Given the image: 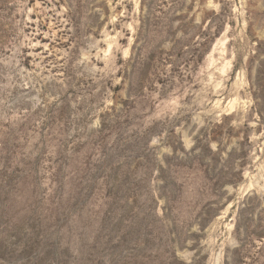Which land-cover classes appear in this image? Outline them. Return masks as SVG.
Here are the masks:
<instances>
[{
	"label": "rangeland",
	"instance_id": "374dc122",
	"mask_svg": "<svg viewBox=\"0 0 264 264\" xmlns=\"http://www.w3.org/2000/svg\"><path fill=\"white\" fill-rule=\"evenodd\" d=\"M0 264H264V0H0Z\"/></svg>",
	"mask_w": 264,
	"mask_h": 264
}]
</instances>
